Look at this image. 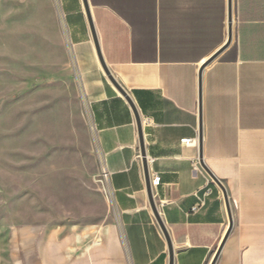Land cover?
Instances as JSON below:
<instances>
[{
	"label": "crops",
	"instance_id": "crops-1",
	"mask_svg": "<svg viewBox=\"0 0 264 264\" xmlns=\"http://www.w3.org/2000/svg\"><path fill=\"white\" fill-rule=\"evenodd\" d=\"M56 1L120 229L71 264H169L135 115L100 66L82 0ZM87 2L102 59L140 117L149 181L160 177L151 189L172 264H264V0H231L227 46L229 0ZM216 53L199 114V73ZM200 126L202 161L223 188L194 168Z\"/></svg>",
	"mask_w": 264,
	"mask_h": 264
},
{
	"label": "rangeland",
	"instance_id": "rangeland-1",
	"mask_svg": "<svg viewBox=\"0 0 264 264\" xmlns=\"http://www.w3.org/2000/svg\"><path fill=\"white\" fill-rule=\"evenodd\" d=\"M120 240L56 0H0V264L88 261Z\"/></svg>",
	"mask_w": 264,
	"mask_h": 264
},
{
	"label": "water",
	"instance_id": "water-1",
	"mask_svg": "<svg viewBox=\"0 0 264 264\" xmlns=\"http://www.w3.org/2000/svg\"><path fill=\"white\" fill-rule=\"evenodd\" d=\"M83 5H84V9H85V13L87 16V20L89 23V27H90V31L92 34V38H93V42L95 45V49H96V54L100 63V66L104 72V74L106 75V77L109 79V81L115 86V88L123 95V97L126 99V101L128 102V104L130 105L134 115H135V119H136V124H137V130H138V136H139V145H140V154L142 157V162H143V169H144V175H145V181H146V192H147V197H148V201H149V205H150V209L152 210L165 238L167 241V245H168V252H169V264H172L173 262V252H172V246L170 243V239L168 237V234L159 218L158 215V211L153 199V194H152V189H151V185H150V181H149V174H148V170H147V165H146V161H145V152H144V145H143V136H142V125H141V120L140 117L137 113V110L135 108V106L133 105L131 99L129 98V96L127 95V93L120 87V85L114 80V78L112 77V75L110 74L106 64L104 63L101 53H100V49L98 46V41H97V37H96V33L94 30V26L92 23V19H91V15H90V10H89V6H88V2L87 0H82ZM231 22H232V13H231V0H229V9H228V41L226 43V46L230 43L231 38H232V26H231ZM221 52V51H219ZM219 53H216L213 57H211L210 59H208V61H206L204 63V65H202L200 73H199V114H201V77H202V70L218 55ZM201 126H200V133H199V148H200V154H199V165L201 167V169L203 170V172L208 176L209 179L213 180L214 182H216L221 188H223L221 186V184L217 181V179L209 172V170L205 167L203 161H202V152H201ZM230 226H231V222H230Z\"/></svg>",
	"mask_w": 264,
	"mask_h": 264
},
{
	"label": "built area",
	"instance_id": "built-area-1",
	"mask_svg": "<svg viewBox=\"0 0 264 264\" xmlns=\"http://www.w3.org/2000/svg\"><path fill=\"white\" fill-rule=\"evenodd\" d=\"M182 144L184 145H192V141L191 140H188V139H183L181 141ZM198 166H199V162L198 160L194 162V168L195 169H198ZM102 177H103V180L105 181V183L107 182V179H108V173L106 172V170L104 169V167L102 166ZM160 183V177L158 175H154L151 180H150V185L151 187L153 186H158Z\"/></svg>",
	"mask_w": 264,
	"mask_h": 264
}]
</instances>
